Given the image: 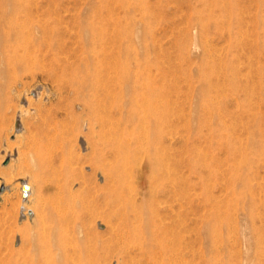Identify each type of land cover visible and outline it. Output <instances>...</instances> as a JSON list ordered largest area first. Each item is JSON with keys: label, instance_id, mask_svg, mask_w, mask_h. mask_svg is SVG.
<instances>
[{"label": "rangeland", "instance_id": "374dc122", "mask_svg": "<svg viewBox=\"0 0 264 264\" xmlns=\"http://www.w3.org/2000/svg\"><path fill=\"white\" fill-rule=\"evenodd\" d=\"M101 1L54 0V55L52 52L44 57L41 53L39 63L31 70L10 75L0 58V189H3L0 191V264L3 261L33 263V246L28 238L34 235V230L27 218L31 214L20 212V183L24 179L32 180L34 193L28 204L38 212L57 196L56 186L48 178H39L43 173L39 174L34 165L38 150L34 140L42 124L35 108L44 112L67 102L60 96V90L66 95L68 89L64 87L72 82L66 70L75 68L82 54L80 25L91 20L93 8ZM150 2L157 10L153 38L148 39L150 55L160 61L167 78L163 80L167 122L162 123L159 144L169 166L174 168L173 177L177 176L194 193L198 208L189 212L188 221L192 226L196 224L206 211L203 204L207 199L214 239L210 264H248V261L263 264L264 255H258L256 247L247 248L241 230L246 221L253 220L254 236H264V0ZM59 3L62 9L57 11ZM103 12L108 19L107 12ZM226 63L235 67L236 73L231 74L236 85L230 84L232 76L227 79L230 72ZM213 64L218 71L211 73ZM205 70L210 71L212 84L222 87L219 90L213 87L209 92L218 104L215 109L211 104L209 108L200 97L196 100V94L209 91L203 84ZM192 109H196V117ZM18 121L21 131L15 128ZM60 123L65 134L60 131V135L57 130L61 127L54 128L57 135L55 131L50 134L51 140L56 141L54 146L51 142L54 148L50 151L55 164L70 165L76 172L86 173L90 182L86 185L94 191L96 183H103V178L93 173L85 157L89 151L86 149L89 130L86 125L75 126L66 119ZM126 125L139 126L133 135L141 131V136H146L143 127L151 126L145 120H127L120 122L118 132ZM149 134L150 138L157 135L153 131ZM126 139L135 140L130 134H126ZM9 154L12 157L4 164ZM142 158L138 152L135 162ZM128 165L133 162L129 160ZM65 177L64 172L55 175L60 182ZM78 181L75 188L80 186ZM3 183L7 185L4 187ZM170 203L163 201L158 205L162 211L171 209ZM85 214L79 221L80 230L69 232L72 240L66 244L65 251L46 250V261L40 258L35 264H89L92 261L86 254H103L105 249L110 250L106 264H144L140 247L132 243L123 246L112 238L110 225L118 220L108 223L109 218L101 214ZM168 215L166 221L174 217V212ZM170 226L181 227L177 223L172 225V221ZM74 236L82 237L80 242ZM194 256L195 259L190 255L176 264H195L198 258Z\"/></svg>", "mask_w": 264, "mask_h": 264}, {"label": "bare ground", "instance_id": "6f19581e", "mask_svg": "<svg viewBox=\"0 0 264 264\" xmlns=\"http://www.w3.org/2000/svg\"><path fill=\"white\" fill-rule=\"evenodd\" d=\"M53 2L0 0V58L5 61L10 75L31 70L39 63L41 55L48 57L54 51ZM58 9H62L60 3L56 7ZM103 11L107 12L108 19H105ZM155 11L150 0H102L100 5L93 8L91 20L80 25L82 54L78 65L66 70L72 80L70 85L64 87L68 89L66 95L60 90V96L65 97L67 102L44 112L35 108L42 117V124L38 126L34 140L38 147L34 165L39 174L43 173L39 178H48L56 186L57 196L52 203L43 204L42 211L38 212L36 207L28 204L34 193L32 180L24 179L20 183V212L21 215L26 212L31 214L27 218L34 230V235L28 238L33 246L32 264L38 263L40 258L46 261V250L55 248L65 251L71 239L69 232L80 227L79 221L85 213L101 214V217L109 218L108 223L117 222L110 225L112 238L123 246L132 243L140 247L144 264H176L190 255L193 259L194 255L198 258L195 264H210L214 239L213 231H210L209 201L206 199L203 204L205 213L192 226L188 221L189 212H195L198 208L194 204V193L190 187L179 182L177 176L173 177L174 168L169 166L159 144L162 123L167 122L168 104L163 100V80L167 79L163 71H166H162L160 61L150 55L148 43V39L153 38L152 26L157 18ZM211 68V73L218 71L214 64ZM226 70L230 72L229 80L236 73L235 67L232 63H226ZM203 73V84L209 91L196 94V100L200 97L198 99H202L209 108L211 104L215 109L218 104L209 92L213 87L216 90L222 87L212 84L210 71ZM230 84L236 85L235 76L230 79ZM191 113L196 117V109H192ZM63 119L75 126L86 125L89 130L86 147L89 151L84 154L92 165L93 173L103 178V183H96L94 191L86 185L90 183L86 173H78L70 165L55 164V157L50 153L53 142L56 144L50 138L51 131L62 128L60 122ZM137 119L150 123L149 129L143 127L146 136H141V131L133 135L139 128L137 125L133 128L126 125L118 132L120 122ZM15 128L21 131L19 121ZM62 129L57 130L65 134ZM150 131L157 135L150 138ZM126 134L135 140L127 141ZM138 152L144 156L145 162L143 158L135 162ZM10 154L7 158L12 157ZM129 160L133 165H128ZM62 172L66 176L64 182L55 179V175L59 176ZM131 176L133 180L130 181L128 177ZM77 180H80V186L75 188ZM6 185L3 183L4 187ZM163 201H171V209L161 211L158 204ZM171 211L174 217L166 221ZM171 221L172 225L177 223L181 227L173 228ZM253 231H256L253 220L250 223L246 221L241 230L242 238L247 248L256 247L258 255H264V236H254ZM74 237L76 241L82 238ZM109 251L105 249L103 254L86 256L94 264H106ZM24 262L3 261V264Z\"/></svg>", "mask_w": 264, "mask_h": 264}, {"label": "water", "instance_id": "95a60500", "mask_svg": "<svg viewBox=\"0 0 264 264\" xmlns=\"http://www.w3.org/2000/svg\"><path fill=\"white\" fill-rule=\"evenodd\" d=\"M8 160H9V158H6V159L4 160V164H6V163L8 162Z\"/></svg>", "mask_w": 264, "mask_h": 264}]
</instances>
